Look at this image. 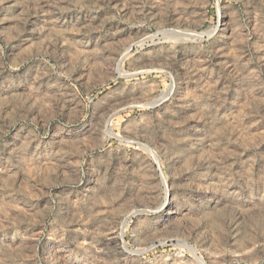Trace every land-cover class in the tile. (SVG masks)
Returning a JSON list of instances; mask_svg holds the SVG:
<instances>
[{"label":"rangeland","instance_id":"rangeland-1","mask_svg":"<svg viewBox=\"0 0 264 264\" xmlns=\"http://www.w3.org/2000/svg\"><path fill=\"white\" fill-rule=\"evenodd\" d=\"M0 264H264V0H0Z\"/></svg>","mask_w":264,"mask_h":264},{"label":"bare ground","instance_id":"bare-ground-1","mask_svg":"<svg viewBox=\"0 0 264 264\" xmlns=\"http://www.w3.org/2000/svg\"><path fill=\"white\" fill-rule=\"evenodd\" d=\"M223 118V117H222ZM225 121V120H224ZM225 123H226V121H225ZM205 143V142H204ZM221 201V200H220ZM171 204V203H170ZM218 206V205H217ZM237 220H239L238 218H237ZM240 232V231H239Z\"/></svg>","mask_w":264,"mask_h":264}]
</instances>
